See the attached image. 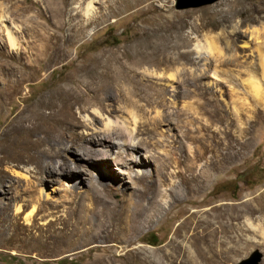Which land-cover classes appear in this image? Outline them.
I'll return each mask as SVG.
<instances>
[{"label":"rangeland","instance_id":"1","mask_svg":"<svg viewBox=\"0 0 264 264\" xmlns=\"http://www.w3.org/2000/svg\"><path fill=\"white\" fill-rule=\"evenodd\" d=\"M21 1L0 0L8 7ZM177 2L150 0L148 11L143 6L119 9L114 1L98 2L97 11L106 13L111 4L116 14L105 21L93 20L81 37L64 43L69 56L63 62L72 58L76 64H89L114 50L163 48L176 59L175 67L183 70L174 79L158 80L150 73L137 77L142 84L160 82L164 88L162 97L141 87V97L150 95L161 105L146 106L141 101L139 115L152 118L156 110L168 114L167 121L156 123L158 133L151 135L153 142L159 141L150 145L156 157L150 158L144 178L141 172L136 173L141 164L129 157L102 162L97 175L91 173L87 157H82L79 167L61 173V163L73 164L74 148L65 150L35 116L37 109L49 112L37 105L42 97L58 87L75 86L67 78L74 64L61 68L63 62H59L44 70L41 61L33 58L41 43L40 31L29 20L36 10L19 14L16 24H9L13 32L17 29L13 47L6 20L0 22V264H170L168 255L175 249V239L184 242L200 264H238L254 251L261 254L258 264H264V99L253 96L248 81L249 68L261 67L257 60L251 62L249 54L256 51L255 46L264 49V30L255 31L256 40L245 27L242 34L230 33L241 18L230 14L226 20L220 18L218 11L227 8L226 0L184 8H178ZM247 2L242 15L253 9V15L258 16L255 8L264 0ZM69 8L72 5L68 12ZM69 21L65 14L63 35L70 32ZM74 22L84 24L86 20L77 16ZM208 42L217 47L211 55ZM179 52H189L188 58L177 59ZM203 56L208 57L206 73L193 80L191 69L199 67ZM102 65L98 64L97 70ZM258 78L264 91L261 72ZM104 88L102 102L109 108L125 109L121 99L106 98L107 93L114 94L113 88L107 84ZM93 96L77 91L68 103L69 118L93 122L90 116L85 117L93 108ZM233 108L242 115L229 125ZM116 109L115 115L122 114ZM254 109L263 117H254ZM148 124L141 129L151 128ZM96 125L102 128L103 122ZM31 127L36 129L28 135ZM96 127L90 123L91 129L78 126L72 131L80 135L86 130L99 131ZM162 132L165 134H159ZM8 137L12 144H7L11 143ZM147 137L140 131L139 138ZM46 166L56 170L49 171ZM204 170L210 172L205 181L199 178ZM92 186L113 189L100 192ZM141 191L144 198H139ZM138 203L147 209L135 213ZM216 205L235 211L236 216V227L227 235L221 233L219 241L205 244L202 251L195 249L200 243L192 224L187 233L176 234L179 224L193 211L204 219ZM113 211L123 214L121 221ZM146 214L151 216L149 222L143 221ZM221 216L226 221V215ZM246 217L252 225L246 224Z\"/></svg>","mask_w":264,"mask_h":264},{"label":"bare ground","instance_id":"2","mask_svg":"<svg viewBox=\"0 0 264 264\" xmlns=\"http://www.w3.org/2000/svg\"><path fill=\"white\" fill-rule=\"evenodd\" d=\"M3 1L10 2L11 0ZM109 1H114L119 9L127 6L133 9L143 6L144 11L151 9V6L149 5L150 0H70V2L69 0H32L28 2L27 0H22L20 5H13L10 7H8L7 4L0 2V22L3 24L4 19L6 20L4 26L7 29L9 43L13 47L17 43L15 36L17 29H14L15 32H13V29L9 27V24L15 25L16 18L19 14H25L31 10H36L35 15L30 17L29 20L31 24H36V29L40 31L41 43L38 45L36 52L33 53V58L37 61L40 60L42 68L45 70L54 66L56 63L63 62L64 59L69 56V50L64 46L65 40L74 41L78 37H81L85 32L87 24L93 20L101 19L105 21L110 16L116 14L112 10L111 4L107 5L108 10L106 13L97 11L96 4L98 2L102 5L109 3ZM73 4H78V6H73ZM69 5H72V8H69L70 11L68 12ZM226 6L227 8L222 7L218 11L221 19H228L229 14L231 17L239 16L241 18L239 22L230 29V33L242 34L244 33L242 28L245 27L246 30L250 31V38L253 37L252 39L256 40L257 37L255 38L254 36L255 31L257 29L260 30L261 28L264 30V3L255 8L258 16L253 15V9H251V13L248 15H242L243 12L248 9L247 0H226ZM44 13L48 14L46 15ZM65 14H69L70 20V32L67 35H63L61 32L64 25L63 18ZM77 16L84 17L86 23H72L73 21H76ZM38 19L43 20V23H40ZM256 21H259V25L257 26L254 25ZM24 28L28 29L29 26L24 25ZM246 43L247 41H244V44ZM216 48V45L208 42L207 50L210 55ZM255 48L256 51L254 52L251 50L249 57L251 58V62L257 60L261 67L249 68L250 79H248V81L251 83L250 86L253 96L264 99V91L258 78L260 72L264 76V49H259L258 46H255ZM188 53L189 52H179L177 59L180 57L188 58ZM197 53L200 54L198 51ZM175 61L176 59H173L170 53L166 52L163 48H155L151 51H147L146 48H132L123 51H110L107 55L101 54L89 64H76L72 58H69L60 64L61 68L67 64H74V71L67 75V78L75 86L55 87L56 89L52 90L47 96L42 97L39 104H37L40 108L49 109V112L41 113L37 109L36 116L35 114L33 115L42 119L44 122L43 126L47 133L52 136L55 141L63 144L65 150H72L74 148L73 153H75L76 156L73 164L65 161L61 163L59 165L61 173H67V171L72 172L79 167L80 164L78 161L81 160L82 157H87L86 159L90 164L89 167L91 173L96 175L99 173L97 167L102 164V162L105 163V161H109V159H122L129 157V159L136 165L139 163L141 164L140 166H137L136 173L140 174L141 172L142 178H144L149 171L150 158L153 159L156 157V152H153L150 145H153V143L158 144L159 141L155 140V142H153L151 140V135L158 133L155 127L156 123L158 121H167L168 114L156 110L155 116L152 118H147L146 116V119H144V116L141 117L143 114L139 115L141 101H143L146 106L152 105L153 107H158L161 105V101L152 98L150 95L141 97V87L142 89L152 91L156 96L162 97H164V88L159 85L162 84L160 82L151 81V83L147 82L142 84L137 77L140 74L146 75V73H150L153 74V76H157L158 80L161 77L172 79L177 78L184 72L179 67H175ZM206 61H208V57L203 56L199 67L195 68L193 72L191 69L190 75L193 80H198L205 75V69L208 65ZM245 62L251 63L247 60ZM100 63H103L102 69L97 70V66ZM106 84L114 90V94L107 93L106 98L121 99L124 103L125 109L109 108L102 102L100 94L106 90L104 88V85ZM157 84L159 86H157ZM77 91L94 95L92 101L93 108H91L88 115H84L87 118L90 116L93 122L87 121L86 123L85 121H74L69 118L67 109L68 103L73 99ZM89 108L84 109L89 111ZM115 109L122 114L115 115L113 113ZM252 113L254 117H263L258 109H254ZM240 115L242 114H237L233 108L231 116L228 117V119H230L228 124L234 125ZM100 116H104V118H101ZM232 116L235 117V119L232 118ZM220 119L222 120L223 118ZM99 120L103 122V127L98 129L96 123ZM262 121H264V119ZM90 123L94 124L99 131L86 130V132L80 135H74V131H72L74 127L83 126L86 129H91ZM146 123H150V125L152 124V127L141 129L143 124ZM150 125L148 124L149 127ZM167 126L168 128L170 127L169 123ZM35 129L36 128L34 127L28 128V135L32 134V131ZM140 131L148 134L150 139L149 137L139 138ZM67 132L70 134L68 142L65 143ZM159 134L164 135L165 133L162 132ZM8 139L11 143L7 141V144H12L11 138L8 137ZM29 144H33V141ZM46 169L49 171L56 170L55 168L51 169V166H46ZM209 176L210 172L204 170L200 173L199 178L205 181L209 179ZM109 186H105L103 189H98L95 186H92V188L101 192V190H112L113 188H109ZM145 188L149 189L148 186ZM155 191L158 193V189ZM144 197L145 194L142 191L139 192V198ZM151 200L152 199L150 198L149 201L153 202ZM220 205L210 208L212 213H207L204 219L198 217V211H193L179 224L176 234L183 235V233H187V230L190 227L189 224H192L191 227H193L197 240L200 243L195 249L205 251V244H212L219 241L221 239V233L227 235L226 233H230L236 227L234 225L235 222L233 223V219L236 218L235 211L225 209ZM135 206V213H140L142 210L147 209V206L141 205L140 203ZM226 207L228 208V206ZM170 208L171 205L167 210H170ZM113 214L117 216L120 221L123 218V214L120 211H117L116 213L113 211ZM221 214L226 215V221L220 219V217L222 218ZM245 214L246 213H244V215ZM137 217L138 216H136V218ZM115 219L116 218H114V220ZM150 220L151 216L148 214L143 218L144 222H149ZM248 220L250 219H247L246 217V224L252 225ZM172 242L175 243V249L168 255V258L171 260L170 264L177 263V260L180 261L179 264H183L187 261H189V264H200L198 261L193 260L192 255L188 251L189 247L183 244L184 242L177 241L176 239Z\"/></svg>","mask_w":264,"mask_h":264},{"label":"water","instance_id":"3","mask_svg":"<svg viewBox=\"0 0 264 264\" xmlns=\"http://www.w3.org/2000/svg\"><path fill=\"white\" fill-rule=\"evenodd\" d=\"M215 0H192L190 2H186L185 0H178L177 7H191V6H199L202 4L211 3ZM261 258V254L258 251H254L249 258L239 262L238 264H258L259 259Z\"/></svg>","mask_w":264,"mask_h":264}]
</instances>
